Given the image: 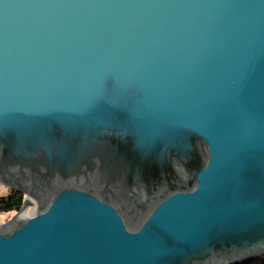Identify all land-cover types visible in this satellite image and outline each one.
<instances>
[{
    "label": "water",
    "instance_id": "water-1",
    "mask_svg": "<svg viewBox=\"0 0 264 264\" xmlns=\"http://www.w3.org/2000/svg\"><path fill=\"white\" fill-rule=\"evenodd\" d=\"M0 264L264 256V0H0Z\"/></svg>",
    "mask_w": 264,
    "mask_h": 264
},
{
    "label": "trees",
    "instance_id": "trees-1",
    "mask_svg": "<svg viewBox=\"0 0 264 264\" xmlns=\"http://www.w3.org/2000/svg\"><path fill=\"white\" fill-rule=\"evenodd\" d=\"M23 200L22 193L6 190V194L0 196V215L15 214L21 208Z\"/></svg>",
    "mask_w": 264,
    "mask_h": 264
},
{
    "label": "rangeland",
    "instance_id": "rangeland-1",
    "mask_svg": "<svg viewBox=\"0 0 264 264\" xmlns=\"http://www.w3.org/2000/svg\"><path fill=\"white\" fill-rule=\"evenodd\" d=\"M6 194V189L0 186V196ZM13 215H0V226L6 225ZM264 258V256L260 257Z\"/></svg>",
    "mask_w": 264,
    "mask_h": 264
},
{
    "label": "flooded vegetation",
    "instance_id": "flooded-vegetation-1",
    "mask_svg": "<svg viewBox=\"0 0 264 264\" xmlns=\"http://www.w3.org/2000/svg\"><path fill=\"white\" fill-rule=\"evenodd\" d=\"M246 264H264V258H257L249 263Z\"/></svg>",
    "mask_w": 264,
    "mask_h": 264
},
{
    "label": "bare ground",
    "instance_id": "bare-ground-1",
    "mask_svg": "<svg viewBox=\"0 0 264 264\" xmlns=\"http://www.w3.org/2000/svg\"><path fill=\"white\" fill-rule=\"evenodd\" d=\"M14 215V214H13Z\"/></svg>",
    "mask_w": 264,
    "mask_h": 264
}]
</instances>
